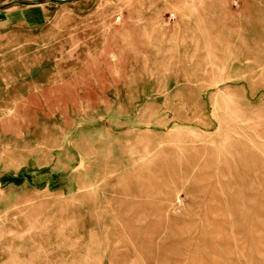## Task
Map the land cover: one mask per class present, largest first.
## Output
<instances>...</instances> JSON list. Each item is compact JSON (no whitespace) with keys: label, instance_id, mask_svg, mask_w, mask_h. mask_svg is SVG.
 <instances>
[{"label":"rangeland","instance_id":"obj_1","mask_svg":"<svg viewBox=\"0 0 264 264\" xmlns=\"http://www.w3.org/2000/svg\"><path fill=\"white\" fill-rule=\"evenodd\" d=\"M0 18V264H264V0Z\"/></svg>","mask_w":264,"mask_h":264},{"label":"water","instance_id":"obj_2","mask_svg":"<svg viewBox=\"0 0 264 264\" xmlns=\"http://www.w3.org/2000/svg\"><path fill=\"white\" fill-rule=\"evenodd\" d=\"M71 1L73 0H36V1L12 0L11 2L7 4L0 5V10H7L13 7L43 5L46 3L66 4Z\"/></svg>","mask_w":264,"mask_h":264},{"label":"crops","instance_id":"obj_3","mask_svg":"<svg viewBox=\"0 0 264 264\" xmlns=\"http://www.w3.org/2000/svg\"><path fill=\"white\" fill-rule=\"evenodd\" d=\"M5 4H7V3H5ZM36 6H39V5H35V6H24V7H36ZM16 8H18V7H13V8L7 9V10H0V13L1 12H5V11H10V10H13V9H16ZM0 27H5V23L3 21H1V18H0Z\"/></svg>","mask_w":264,"mask_h":264}]
</instances>
